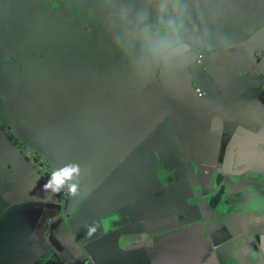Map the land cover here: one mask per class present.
<instances>
[{
  "label": "crops",
  "instance_id": "crops-1",
  "mask_svg": "<svg viewBox=\"0 0 264 264\" xmlns=\"http://www.w3.org/2000/svg\"><path fill=\"white\" fill-rule=\"evenodd\" d=\"M146 1L159 12L145 19L141 4L130 0L109 21L145 25L149 47H160L153 71L144 66L141 77L144 86L160 88V119L168 120L164 95L171 86L187 93L192 79L206 91L170 111L179 137L175 133L172 146H162L177 162L159 152V173L150 181L112 185L116 173L99 190L81 187V196L93 192L82 206L66 191L67 202L46 191L48 179L32 166L13 163L11 169L10 160L2 162L0 192L9 184L6 169L13 183L4 187L9 197L0 194V264H264V0ZM42 2L34 0L33 8ZM32 32L37 48L45 36L48 50H33L45 60L28 69L26 87L21 65L0 67V75L10 77L14 102L28 96L27 79L44 94L60 83L57 37ZM26 41L15 46L28 51L31 39ZM198 48L208 51L200 65ZM232 104L243 110L232 114ZM40 115V129L30 126L42 152L48 123ZM6 148L1 158H17Z\"/></svg>",
  "mask_w": 264,
  "mask_h": 264
},
{
  "label": "flooded vegetation",
  "instance_id": "flooded-vegetation-1",
  "mask_svg": "<svg viewBox=\"0 0 264 264\" xmlns=\"http://www.w3.org/2000/svg\"><path fill=\"white\" fill-rule=\"evenodd\" d=\"M128 1L43 0L40 6L33 8L34 0H0V48L6 36H11L13 53L18 50L15 42L21 39L17 36L25 30H34L38 34L39 30L44 34L48 32L57 37L55 64L60 68L57 91L44 94L35 88L29 89L28 93L27 103L34 110L26 108L27 135L32 136L30 139L34 137L31 122L33 128L40 129V113L45 124L48 123L42 152L38 150V138H33L31 145L26 146L12 134L3 123L0 109V155L6 146L15 156L18 155L10 159L0 156V164L10 160L20 169L24 163L49 179L54 170L53 163L57 169L76 163L82 170L80 188L94 192L106 187L116 173L121 174L112 185L122 186L137 179L143 182L155 178L159 173L156 158L159 152L177 162L175 156L162 146L163 143L171 147L175 133L179 137L176 127L172 126L174 119L170 111L176 109L177 103L183 106L193 93L206 97V91L195 86L190 78L189 85L185 86L187 93L181 92L176 85L171 86L164 95L170 101L168 120L160 119V88L144 86L141 81L144 66L153 71L160 47H149L150 34L145 25H112L109 21L113 11L120 9L123 3V7L130 6ZM132 1L141 4L145 19L160 10L146 0ZM194 18L198 22V17ZM39 40V48L48 50L44 44L45 36H39ZM206 52L197 49L196 65L201 64ZM12 62H16L12 54L0 50V67ZM34 84L38 86L36 80ZM128 86V92L138 88L126 101ZM148 88L153 92H147L145 89ZM228 107L232 114L243 110L237 104ZM146 141L148 143L144 144ZM7 179L9 184L4 183V187L12 186L13 181L6 169L3 181ZM4 187L0 194L7 198L10 189ZM55 196L59 201L67 202L64 191ZM90 196L78 195L75 202L82 206ZM140 198L144 199L145 193ZM66 211L70 212L67 208Z\"/></svg>",
  "mask_w": 264,
  "mask_h": 264
},
{
  "label": "water",
  "instance_id": "water-1",
  "mask_svg": "<svg viewBox=\"0 0 264 264\" xmlns=\"http://www.w3.org/2000/svg\"><path fill=\"white\" fill-rule=\"evenodd\" d=\"M133 26V25H131ZM11 36H6L3 39V45L0 48V50L6 51L8 50V53L12 54L13 59H16V62H12L11 64L5 63V67H10L12 65H21L23 68V74L21 77V81L24 85V88L26 87V78L25 75L28 73V69H30L34 65H39L44 62L45 58H42L40 56V53L33 51H41L46 52L44 50H41L40 48H37L36 46V40L38 36L33 35L32 30L28 31L25 30V33H22L21 35H18L17 38H21L19 41L22 43H27L26 39H31V42L29 46L26 49H29L28 51L21 52L20 50H16L12 53L10 42L12 39ZM48 58V57H46ZM51 61L54 60L53 57H49ZM4 68V67H3ZM28 87L29 89H35L39 88L37 85L34 84V82L27 79ZM199 88L201 87L199 83H197ZM0 109L2 114L3 123L11 130L12 134L24 145H31L30 136H28V126H27V109L34 110L28 103V96H25V101L19 100L17 102H14L13 96H12V85L10 82V77L6 74L1 73L0 75ZM18 154V152H16ZM9 162L4 164V167H7V164ZM13 166V163L10 162ZM14 174V173H13ZM7 183V180L5 181ZM1 197L6 198L1 194ZM85 210V209H84ZM111 217V216H110ZM64 218H68L67 216ZM69 227L74 230L71 226V220H68ZM75 236L78 237L77 232H75ZM81 243H83L81 241Z\"/></svg>",
  "mask_w": 264,
  "mask_h": 264
},
{
  "label": "clouds",
  "instance_id": "clouds-1",
  "mask_svg": "<svg viewBox=\"0 0 264 264\" xmlns=\"http://www.w3.org/2000/svg\"><path fill=\"white\" fill-rule=\"evenodd\" d=\"M200 89L202 88L200 87ZM203 96L204 95H201L200 97ZM81 172L82 170L80 166L76 163H70L58 170H53L50 178L44 185V189L51 193H61L62 191H66L70 196L76 197L79 195L80 191ZM93 230L94 228L89 229L90 232Z\"/></svg>",
  "mask_w": 264,
  "mask_h": 264
}]
</instances>
